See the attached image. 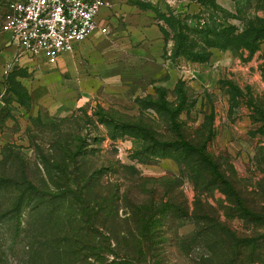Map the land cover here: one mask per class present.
<instances>
[{
    "label": "rangeland",
    "instance_id": "374dc122",
    "mask_svg": "<svg viewBox=\"0 0 264 264\" xmlns=\"http://www.w3.org/2000/svg\"><path fill=\"white\" fill-rule=\"evenodd\" d=\"M104 1L108 32L54 59L22 54L0 33V264H221L192 217L173 222L174 211L139 250L127 208L156 187L176 203L184 194L193 213L187 171L159 150L171 140L168 116L153 109L161 96L186 127L213 132L208 150L238 177H264V39L255 50L212 47L205 61L175 54L173 39L177 20L193 36L258 26L264 0ZM140 121L151 136L121 130ZM93 208L116 211L95 218ZM231 224L243 238L255 227Z\"/></svg>",
    "mask_w": 264,
    "mask_h": 264
},
{
    "label": "trees",
    "instance_id": "16d2710c",
    "mask_svg": "<svg viewBox=\"0 0 264 264\" xmlns=\"http://www.w3.org/2000/svg\"><path fill=\"white\" fill-rule=\"evenodd\" d=\"M260 22L258 26L248 23L240 33L229 26L221 30L202 27L199 31H194L193 36L188 32L189 29L184 28L177 20L178 30H175L173 38L174 52L193 61H205L210 55L208 49L212 47L230 46L255 50L258 43L264 39V21ZM173 105L162 96L154 104L153 109L160 115H167L170 122L165 129L170 133L171 140L160 145L159 150L178 156L187 171L188 179L196 192L192 204L193 213L189 211L190 204L184 194L182 196L181 193V202L176 203L167 190L158 193L156 187L151 188L149 198L137 196V200L131 201L133 205L127 208L131 221L128 226L135 232L130 235L131 242L134 241L140 247L139 250H145L149 237L159 229L156 223L161 216L167 211H174L171 216L173 222L179 217H192L197 223V230L209 239L212 249L215 248L221 264H264V177L257 181L238 177L231 164L208 150V142L213 137V132L206 130L204 126L196 129L186 127L177 120L179 109H173ZM261 111L259 120L264 124V107ZM140 122L136 125L123 124L121 130L133 129L135 137H141V133V138H144L150 134L151 127ZM157 154V149L153 147L151 155ZM130 182L127 191L132 190L133 182ZM216 191L220 192L224 199L218 201V206H213L207 198L212 197ZM204 195H208L206 199ZM102 209L113 213L116 211V208H93L89 210V214L97 218ZM234 218L255 223L252 233L246 238L241 237L231 224ZM212 254L215 252L212 251Z\"/></svg>",
    "mask_w": 264,
    "mask_h": 264
},
{
    "label": "built area",
    "instance_id": "2783aa9c",
    "mask_svg": "<svg viewBox=\"0 0 264 264\" xmlns=\"http://www.w3.org/2000/svg\"><path fill=\"white\" fill-rule=\"evenodd\" d=\"M104 6V0H10L0 33L22 54L54 59L94 32H108L100 17Z\"/></svg>",
    "mask_w": 264,
    "mask_h": 264
},
{
    "label": "crops",
    "instance_id": "0c3cea01",
    "mask_svg": "<svg viewBox=\"0 0 264 264\" xmlns=\"http://www.w3.org/2000/svg\"><path fill=\"white\" fill-rule=\"evenodd\" d=\"M102 12H103V9L101 10V16H100V17H101V21H103L102 19L104 18ZM102 17H103V18H102ZM87 40H88V39H87ZM87 40H86V41H87ZM86 41H84V42H86ZM84 42H83V43H84ZM83 43L79 44L75 49H77V48H78L80 45H82Z\"/></svg>",
    "mask_w": 264,
    "mask_h": 264
},
{
    "label": "water",
    "instance_id": "95a60500",
    "mask_svg": "<svg viewBox=\"0 0 264 264\" xmlns=\"http://www.w3.org/2000/svg\"><path fill=\"white\" fill-rule=\"evenodd\" d=\"M0 105H1V102H0Z\"/></svg>",
    "mask_w": 264,
    "mask_h": 264
}]
</instances>
